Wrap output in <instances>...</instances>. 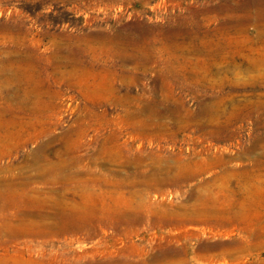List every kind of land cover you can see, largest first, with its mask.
Returning a JSON list of instances; mask_svg holds the SVG:
<instances>
[{"label":"rangeland","instance_id":"1","mask_svg":"<svg viewBox=\"0 0 264 264\" xmlns=\"http://www.w3.org/2000/svg\"><path fill=\"white\" fill-rule=\"evenodd\" d=\"M0 264H264V0H0Z\"/></svg>","mask_w":264,"mask_h":264}]
</instances>
